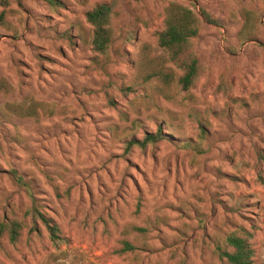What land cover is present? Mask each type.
<instances>
[{"label": "rangeland", "instance_id": "rangeland-1", "mask_svg": "<svg viewBox=\"0 0 264 264\" xmlns=\"http://www.w3.org/2000/svg\"><path fill=\"white\" fill-rule=\"evenodd\" d=\"M170 2L200 22L205 71L187 91L137 78ZM104 3L107 57L85 19ZM245 11L254 32L240 43ZM0 78V221L24 225L16 245L0 241V264H223L215 250L235 232L263 264L264 0H0ZM8 104L40 106L23 118ZM31 209L59 227L57 245ZM124 240L134 251L119 255Z\"/></svg>", "mask_w": 264, "mask_h": 264}, {"label": "trees", "instance_id": "trees-1", "mask_svg": "<svg viewBox=\"0 0 264 264\" xmlns=\"http://www.w3.org/2000/svg\"><path fill=\"white\" fill-rule=\"evenodd\" d=\"M245 21L238 37L243 43L254 32L255 14L245 11ZM201 18L208 24L220 25L209 14L200 10ZM114 17V5L100 4L85 14L86 22L92 28V51L107 57L113 43L112 20ZM200 22L195 13L179 2H170L165 9L162 28L155 33V47L150 43H143L138 50L137 78L141 83L155 81L160 89L169 88L175 81L182 91L194 87L198 79L204 74L203 59L193 52L192 41L198 36ZM11 90L10 85L0 78V93ZM40 104H34L26 110L19 106L8 104V111L15 116L31 118L35 115V108ZM162 138L161 131L157 134L144 136L141 146L154 144ZM135 145L129 141L127 147ZM262 159V158H261ZM30 215L33 224L41 223L48 233L50 241L57 245L61 240L59 227L52 219L31 209ZM24 225L17 219L0 221V241L6 239L9 244L16 245L23 232ZM251 235L247 233H232L224 239V248H216L215 253L223 264H254V250L250 243ZM134 251V247L127 241H122V248L116 253L125 255ZM61 259L60 254H50L46 262L50 264ZM264 264V261H263Z\"/></svg>", "mask_w": 264, "mask_h": 264}]
</instances>
